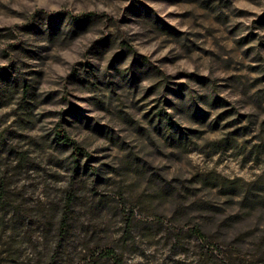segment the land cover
Here are the masks:
<instances>
[{"label": "rangeland", "instance_id": "374dc122", "mask_svg": "<svg viewBox=\"0 0 264 264\" xmlns=\"http://www.w3.org/2000/svg\"><path fill=\"white\" fill-rule=\"evenodd\" d=\"M0 264H264V0H0Z\"/></svg>", "mask_w": 264, "mask_h": 264}, {"label": "trees", "instance_id": "16d2710c", "mask_svg": "<svg viewBox=\"0 0 264 264\" xmlns=\"http://www.w3.org/2000/svg\"><path fill=\"white\" fill-rule=\"evenodd\" d=\"M90 14H93V13H87V15H90ZM60 126V125H59ZM56 140L59 142V143H63V144H66V145H69L71 146L72 148V153L74 155H83V154H86V151L75 141L73 140L66 132L63 128H57L56 129ZM70 202V201H69ZM68 202V203H69ZM62 222L65 224L66 222V218H62ZM196 232L197 234L204 238L205 235L204 233L200 230V229H196ZM109 252H112V249H108Z\"/></svg>", "mask_w": 264, "mask_h": 264}, {"label": "clouds", "instance_id": "9594fccd", "mask_svg": "<svg viewBox=\"0 0 264 264\" xmlns=\"http://www.w3.org/2000/svg\"><path fill=\"white\" fill-rule=\"evenodd\" d=\"M17 22H19V21H17Z\"/></svg>", "mask_w": 264, "mask_h": 264}]
</instances>
